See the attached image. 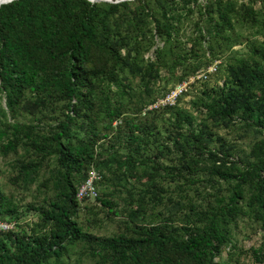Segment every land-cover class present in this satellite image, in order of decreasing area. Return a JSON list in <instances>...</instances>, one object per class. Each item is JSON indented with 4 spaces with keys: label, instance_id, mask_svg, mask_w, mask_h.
<instances>
[{
    "label": "rangeland",
    "instance_id": "374dc122",
    "mask_svg": "<svg viewBox=\"0 0 264 264\" xmlns=\"http://www.w3.org/2000/svg\"><path fill=\"white\" fill-rule=\"evenodd\" d=\"M183 1L174 0V11L170 13L176 19L171 22V41L165 43L157 38L153 26L149 25L135 38L136 42L130 40L127 48L120 46L116 49L122 56L128 53L131 64H120L122 72L118 87L102 84L94 99L97 102L98 96L106 94L111 102L119 101L127 110H139L136 119L146 125L153 122V134L141 137L138 149L127 145L114 132L95 141L94 161L80 171L72 172L69 178L71 188L64 186L60 194L53 189L59 171L56 155L41 158L32 148L20 145L15 155L0 156V191L16 208L14 214L0 220L1 224L11 225L14 232H27L49 201L61 203L64 200L62 193L69 194L72 189L76 212L70 219L93 237L131 235L135 230L152 225L161 232L168 230L185 237L193 228L196 213L203 210L213 197L228 195V188L236 183L235 180L225 183L211 180L205 174L189 179L177 169L182 166L181 151L187 150L185 140L190 144L194 138H199L209 151L228 149L230 158L238 159L241 167L251 160L249 152L253 146L264 141V93L256 81L245 83L247 80H244L250 79V71L254 68L264 70L260 60V55L264 56V29L261 27L264 0H196L187 5ZM123 2H127L130 8L141 3L147 7L153 4L152 0L95 3ZM216 7L222 10L220 13L225 14L227 21L214 34L212 22H220ZM205 9L210 13L206 14ZM122 10H117L115 16H121L119 12ZM111 64L107 52L95 51L87 68L103 75L109 69L116 70V65L112 67ZM211 66L215 71L208 73ZM233 73L243 81L240 88ZM201 74L204 77L194 81L172 104L157 103L156 107H151L180 82ZM219 90L225 100L223 104L230 102L232 107L225 117L209 115L197 105V99L203 98L204 93L217 96ZM242 98L248 101L246 107L240 106ZM25 100L30 101L28 95ZM64 112L62 102H50L40 113L38 109L31 113L19 110L11 119L2 97L0 100V114L5 115L2 121L33 126L31 131L39 136L50 134L63 119ZM175 112L188 114L191 124L174 126ZM125 115L129 116V113ZM98 117L102 118V112ZM84 122L85 119L78 118L70 125L67 134L71 142L85 134ZM95 123L100 134L104 133V119H97ZM60 140L63 142L66 138ZM129 154L133 160L132 168L125 164ZM26 158L31 160L28 169H25ZM202 158H206L205 151ZM88 181L91 190L78 199V190L87 186ZM153 192L156 193L154 198L151 196ZM99 200H106L110 205L102 206ZM246 200L247 194L238 201L241 211L248 210ZM226 234L229 241L214 262L262 264L264 230L256 216L250 213L238 217L227 227ZM82 249L84 245L81 243L69 246L61 257L62 264H92L89 258L79 253Z\"/></svg>",
    "mask_w": 264,
    "mask_h": 264
},
{
    "label": "trees",
    "instance_id": "16d2710c",
    "mask_svg": "<svg viewBox=\"0 0 264 264\" xmlns=\"http://www.w3.org/2000/svg\"><path fill=\"white\" fill-rule=\"evenodd\" d=\"M152 1L153 8L143 3L130 8L127 2L98 5L87 0H13L0 5V100L2 97L11 119L19 110L31 113L38 109L40 113L50 102H62L65 109L63 119L47 136L31 131L33 126L2 121L5 115L1 113V157L15 155L20 145L32 148L41 158L56 155L59 171L53 189L60 194L64 186L71 188L72 172H78L94 161L95 141L114 132L127 145L138 149L141 137L153 134V122L146 125L136 119L139 110H127L121 102H111L106 94L98 96L97 102L94 100L102 84L119 86L120 64H131L128 53L122 56L116 49L127 48L130 40L136 42L135 38L149 25L153 26L157 38L165 43L171 41V22L176 21L170 15L174 11V0ZM192 1L196 0H184L183 3L187 5ZM119 9H123L119 12L121 16H115ZM215 11L219 23L212 22L208 15L214 34L227 21L220 8L216 7ZM209 13L210 10L206 12ZM248 13L252 15L251 10ZM261 27L264 29V18ZM129 32L133 38L131 34L127 35ZM95 51L107 52L112 59L111 66L116 65V70L109 69L103 75L91 72L87 65ZM260 60L264 67L263 55ZM233 75L240 88L243 81ZM244 80H247L245 83L256 81L264 93V70L261 68L251 70L250 79ZM220 94V90L217 96L204 93L203 98L197 99V105L209 115L225 117L232 107L230 102L223 104L225 100ZM27 95L30 101L25 100ZM247 102L242 98L239 103L246 107ZM99 112H102V118L98 117ZM78 118L85 119V134L71 142L67 133ZM97 119L105 121L102 134L96 128ZM172 122L176 127L191 124L189 115L181 112L173 114ZM61 138L66 140L61 142ZM184 144L187 150L181 151L179 173L184 172L189 179L205 174L211 180L236 181L229 186L226 197H213L196 213L193 228L185 237L168 230L161 232L154 225L135 230L131 235L93 237L70 219L76 212L71 189L69 194L62 193L64 200L61 203L49 201L27 232H0V264H62L61 257L68 247L80 243L84 249L79 253L92 264H218L214 259L229 241L227 227L238 217L251 213L264 230V141L253 146L249 152L251 160L242 167L238 159L230 158L228 149L220 152L205 150V143L199 142V138H194L190 144L185 140ZM204 151L205 159L202 158ZM26 162L25 169H28L31 160L26 158ZM125 164L132 168L130 154ZM154 194L151 193L153 198ZM245 194L248 210L241 211L237 204ZM99 202L102 206L110 205L106 200ZM15 210L0 191V220L11 216Z\"/></svg>",
    "mask_w": 264,
    "mask_h": 264
},
{
    "label": "built area",
    "instance_id": "2783aa9c",
    "mask_svg": "<svg viewBox=\"0 0 264 264\" xmlns=\"http://www.w3.org/2000/svg\"><path fill=\"white\" fill-rule=\"evenodd\" d=\"M214 71H215V67L214 66H211V67H209V70L207 72L208 73H212ZM200 76H203L204 77L203 74L198 75V76L192 75L189 78H187L185 81L180 82L177 86H175L173 88L172 91H170L169 93H167L162 99H160L157 102H153L154 104L151 107H153V108L156 107L155 104H157V103H161V104H172L173 101H174V99L179 94H181L182 92H184L188 87H190L191 84L194 81L198 80ZM149 109H151V108H149ZM87 183H88L87 186H83L82 188H80L78 190V192L76 194V197L78 199H81L86 194L87 191L91 190L90 182L88 181ZM6 231H12L11 230V225L4 224V223L1 224L0 223V232H6ZM262 264H264V260H263Z\"/></svg>",
    "mask_w": 264,
    "mask_h": 264
},
{
    "label": "bare ground",
    "instance_id": "6f19581e",
    "mask_svg": "<svg viewBox=\"0 0 264 264\" xmlns=\"http://www.w3.org/2000/svg\"><path fill=\"white\" fill-rule=\"evenodd\" d=\"M8 1H11V0H0V5H1L2 3H4V2H8ZM88 1H91V2H93V1H96V2H102V1H104V0H88ZM106 1H109V0H106Z\"/></svg>",
    "mask_w": 264,
    "mask_h": 264
},
{
    "label": "water",
    "instance_id": "95a60500",
    "mask_svg": "<svg viewBox=\"0 0 264 264\" xmlns=\"http://www.w3.org/2000/svg\"><path fill=\"white\" fill-rule=\"evenodd\" d=\"M11 1H13V0H11ZM11 1H8V2H4V3H2L1 5H3V4H7V3H9V2H11ZM88 1V0H87ZM104 1H106V0H104ZM122 1H127V0H122ZM90 3H95L96 1H93V2H91V1H89ZM103 2V1H102Z\"/></svg>",
    "mask_w": 264,
    "mask_h": 264
}]
</instances>
